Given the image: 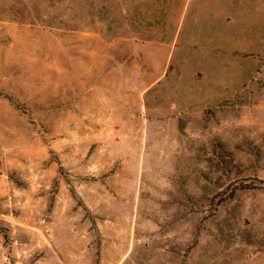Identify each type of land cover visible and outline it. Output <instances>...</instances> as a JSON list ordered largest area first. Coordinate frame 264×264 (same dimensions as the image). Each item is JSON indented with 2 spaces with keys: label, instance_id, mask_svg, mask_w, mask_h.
I'll use <instances>...</instances> for the list:
<instances>
[{
  "label": "rangeland",
  "instance_id": "obj_1",
  "mask_svg": "<svg viewBox=\"0 0 264 264\" xmlns=\"http://www.w3.org/2000/svg\"><path fill=\"white\" fill-rule=\"evenodd\" d=\"M230 2L0 0V264H264V1Z\"/></svg>",
  "mask_w": 264,
  "mask_h": 264
},
{
  "label": "crops",
  "instance_id": "obj_2",
  "mask_svg": "<svg viewBox=\"0 0 264 264\" xmlns=\"http://www.w3.org/2000/svg\"><path fill=\"white\" fill-rule=\"evenodd\" d=\"M264 1V0H263ZM252 2L241 0L238 8L239 25L242 26L238 32L246 30L254 32L251 23ZM233 2L230 0H190L181 23L182 32H235L230 21H235V8H231ZM261 6V7H260ZM258 14L264 21V2L259 3ZM231 17V20L229 19ZM186 22V23H184ZM242 24V25H241Z\"/></svg>",
  "mask_w": 264,
  "mask_h": 264
}]
</instances>
